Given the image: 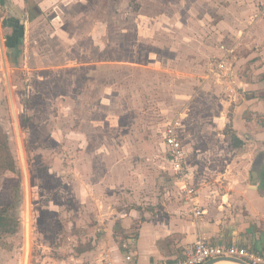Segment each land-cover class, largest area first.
<instances>
[{"label": "rangeland", "instance_id": "374dc122", "mask_svg": "<svg viewBox=\"0 0 264 264\" xmlns=\"http://www.w3.org/2000/svg\"><path fill=\"white\" fill-rule=\"evenodd\" d=\"M83 1L25 39L17 16L0 12L20 135L0 50V264H99L114 246L134 248L149 214L184 200L170 124L201 168L227 161L232 124L214 123L233 115L232 45L258 19V0Z\"/></svg>", "mask_w": 264, "mask_h": 264}, {"label": "crops", "instance_id": "0c3cea01", "mask_svg": "<svg viewBox=\"0 0 264 264\" xmlns=\"http://www.w3.org/2000/svg\"><path fill=\"white\" fill-rule=\"evenodd\" d=\"M81 2L84 1L0 0L6 3L3 8L0 6V12L17 16L25 27V39L26 28H31L34 22L59 27L84 7L75 6ZM250 24L232 45L240 51L239 56L236 53L237 71L230 74V82L234 84L229 86L232 91L227 100L233 115L218 116L214 123L217 128L228 122L233 127L225 166L201 168L199 159L203 156L190 151L184 143L191 182L197 186L203 214L194 216L182 198L163 202L160 213L149 214L139 225L134 263L126 258L128 247L121 251L114 246L109 259L100 260L99 264H160L182 257L200 238L246 246L264 255V20L258 18ZM234 48H230L229 55ZM233 136L242 144H235Z\"/></svg>", "mask_w": 264, "mask_h": 264}, {"label": "built area", "instance_id": "2783aa9c", "mask_svg": "<svg viewBox=\"0 0 264 264\" xmlns=\"http://www.w3.org/2000/svg\"><path fill=\"white\" fill-rule=\"evenodd\" d=\"M258 4V16H256L264 20V0H258ZM221 47L224 48V44H221ZM228 65L227 54L219 56V69L228 71L230 69ZM164 138L169 152L168 160L178 177V183H181L184 201L190 205L194 216H200L204 209L197 200V186L191 182L192 171L188 168V151L176 123L170 124L166 128ZM127 247L126 258L134 263L136 260L135 250L129 244ZM218 256H235L252 264H264V255L254 249L234 243H212L205 238L198 239L182 257L166 260L160 264H202Z\"/></svg>", "mask_w": 264, "mask_h": 264}, {"label": "water", "instance_id": "95a60500", "mask_svg": "<svg viewBox=\"0 0 264 264\" xmlns=\"http://www.w3.org/2000/svg\"><path fill=\"white\" fill-rule=\"evenodd\" d=\"M0 50H1V57L3 59V63H4V67H5L6 83H7V86L9 88L11 106H12V110H13V113H14V118H15V121H16V112H15V107H14L13 94H12V90L10 88V79L8 77L9 74H8V70L6 68V58H5V53H4V48H3V42H2L1 35H0ZM16 129H17V132H18L17 133L18 138L20 139L17 121H16ZM19 145H20V152H21V156H22V160H23L24 153H23V150H22V144H21L20 140H19ZM23 162H24V160H23ZM23 168H24V173H25V175L27 177L26 169H25L26 167L24 166ZM27 218L29 219V215H27ZM26 245H27L26 258L28 260V250H29V247H30V225H29V222H28L27 229H26ZM224 263H226V264H252V263H250V262H248V261H246V260H244L242 258L235 257V256H218V257L209 259V260H207L206 262H204L202 264H224Z\"/></svg>", "mask_w": 264, "mask_h": 264}, {"label": "trees", "instance_id": "16d2710c", "mask_svg": "<svg viewBox=\"0 0 264 264\" xmlns=\"http://www.w3.org/2000/svg\"><path fill=\"white\" fill-rule=\"evenodd\" d=\"M6 4V3H5ZM5 4H3V3H0V6L3 8V6L5 5ZM20 18V17H19ZM21 19V18H20ZM233 139H234V142H235V144H242V141L239 139V138H237V136H233ZM4 220H5V218H4V216H0V223H4Z\"/></svg>", "mask_w": 264, "mask_h": 264}, {"label": "bare ground", "instance_id": "6f19581e", "mask_svg": "<svg viewBox=\"0 0 264 264\" xmlns=\"http://www.w3.org/2000/svg\"><path fill=\"white\" fill-rule=\"evenodd\" d=\"M25 261H27V259Z\"/></svg>", "mask_w": 264, "mask_h": 264}]
</instances>
